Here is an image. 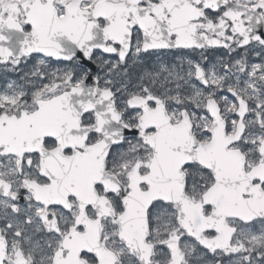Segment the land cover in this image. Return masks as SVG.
I'll return each instance as SVG.
<instances>
[{
	"label": "snow or ice",
	"instance_id": "6c2138e0",
	"mask_svg": "<svg viewBox=\"0 0 264 264\" xmlns=\"http://www.w3.org/2000/svg\"><path fill=\"white\" fill-rule=\"evenodd\" d=\"M0 264H264V0H0Z\"/></svg>",
	"mask_w": 264,
	"mask_h": 264
}]
</instances>
